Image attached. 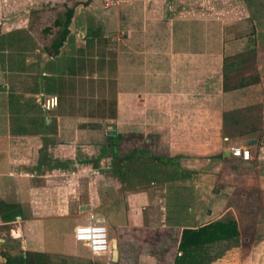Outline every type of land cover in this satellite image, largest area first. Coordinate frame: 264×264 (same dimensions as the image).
<instances>
[{
	"label": "crops",
	"instance_id": "crops-1",
	"mask_svg": "<svg viewBox=\"0 0 264 264\" xmlns=\"http://www.w3.org/2000/svg\"><path fill=\"white\" fill-rule=\"evenodd\" d=\"M202 1L104 8L116 6V23L108 46L93 53L94 71L58 70L60 55H43L36 39L27 69H9L6 55V66L0 61V199L25 211L0 220V249L45 251L72 264H174L184 227L238 221L231 200L250 178L264 194V30L253 16L260 0L222 8ZM76 50L67 60L87 57ZM248 51L258 53V74L236 86L229 71ZM52 95L59 104L49 108ZM257 104L262 116L248 127L241 111ZM235 145L249 147L252 158L232 155ZM134 149L146 151L121 159ZM57 173L66 177L54 179ZM91 212L111 224L110 249L94 254L76 239L71 252L57 247L60 224Z\"/></svg>",
	"mask_w": 264,
	"mask_h": 264
},
{
	"label": "rangeland",
	"instance_id": "rangeland-1",
	"mask_svg": "<svg viewBox=\"0 0 264 264\" xmlns=\"http://www.w3.org/2000/svg\"><path fill=\"white\" fill-rule=\"evenodd\" d=\"M125 1L129 0H0V35L15 30L29 33L33 40H37L39 43L38 46L41 49L42 47L45 48L43 55L48 56L50 52L47 47L51 46L52 41L59 34V27L54 24L55 18L59 14L64 13L68 7H74L75 15L73 33L62 48L60 56L58 57V70L61 68L65 69L66 66L64 67V64H70V68H73L74 65L77 70L81 71L84 70L89 72L93 69L97 70V66H95L97 60L93 58L96 54L93 53H98L99 46L102 48L105 45L108 46V39L110 37L108 34L112 31L111 29L115 27L116 23V6L111 7V9L104 8L112 4L114 5L117 2ZM240 1L242 0H234L235 4L240 3ZM184 2L189 3L194 2V0H175V3L177 4H182ZM202 2L211 5L215 4L214 0H211V3H209L208 0ZM217 3H219L217 6L221 8L226 7L229 4L228 0H219ZM258 6H260L259 13H255L253 16L255 18L257 17L256 20H260V30H264V0H260ZM104 13L108 14L107 18ZM101 15L103 18H106L105 20H107L108 23H105V20L101 18ZM96 26L100 35L98 37H91L89 41H85L87 35L90 34L89 32ZM48 28L50 29L48 30ZM252 32L254 33V31ZM99 43L102 46L99 45ZM75 50L76 53H79V56H84L85 54L87 57H80L75 61L70 62L67 58L70 57ZM245 54L246 58L243 57L241 60L238 58V60H236L238 66L235 68L231 67V70L229 71L234 82H237L239 77L248 73L252 79L258 74L257 72L260 62L258 53L257 55L254 52H250L248 55L247 53ZM58 79L60 78L58 77ZM58 83L56 84L59 86ZM97 104H99L98 101ZM259 107L260 105L257 104L248 112L241 111L248 115V127L250 126V121L257 122L258 118L262 116ZM100 108L101 107L97 105V108L94 109L101 110ZM260 108L263 109L262 107ZM241 112L238 113V116ZM244 142L247 143V140ZM127 146L129 148L130 142L127 143ZM84 148L92 151L96 147L87 145L84 146ZM118 148L119 146L114 145L113 152ZM126 163L128 162L126 161ZM54 176V179L61 180L66 177V174L57 173ZM229 179L231 180L230 177H223V181ZM247 184L249 186L246 189H237L234 194L236 200H231L232 202H235L234 208L236 212L241 213V215L238 214V224L241 229V236L234 240L221 241L214 244L211 248V258L209 259L208 264H264V194H262L255 180H251L250 178L247 180ZM243 190L247 191L245 197L241 195ZM262 201L263 203H261ZM242 213H244V216ZM258 214H261L260 220H256ZM85 215L86 214L83 213L77 218H69L68 222L63 221V223L60 224L59 232L56 234L57 247L68 249L70 252L75 249V228L76 226L87 222ZM49 223L53 224L54 220H49ZM105 224L107 225L109 240L111 241V224L107 220L105 221ZM18 233L19 231L15 234ZM8 234L9 240L11 239L13 242L18 243L11 234L9 227ZM80 245L88 247L85 242H80Z\"/></svg>",
	"mask_w": 264,
	"mask_h": 264
},
{
	"label": "trees",
	"instance_id": "trees-1",
	"mask_svg": "<svg viewBox=\"0 0 264 264\" xmlns=\"http://www.w3.org/2000/svg\"><path fill=\"white\" fill-rule=\"evenodd\" d=\"M74 15L75 8L68 7L64 13L59 14L55 18L54 24L59 27V34L52 41L51 46L47 47L50 55H60L62 48L73 33ZM89 33V39L100 35L97 27L93 28ZM35 49L36 42H34L29 33L15 30L0 35V61L6 66L7 60L5 55L9 56L8 68L11 70L27 69L26 58L29 51H34ZM250 51L242 52L238 55L242 56L244 53L248 54ZM234 65H238V63L234 62ZM249 81H253L250 76L240 77L236 86L248 84L250 83ZM46 89L49 90V87L46 86ZM144 151L146 149L130 150L121 159L130 162L136 152L142 153ZM154 160L162 162L164 160L171 161L173 158L154 155ZM67 164L68 162H58L59 167H66ZM19 215L25 216L24 205L21 202H10L6 199H0V220L12 222ZM15 230L20 229L16 228ZM240 236L241 229L238 221L235 219H218L197 227L186 226L183 229L178 247L180 253H177L174 264H208L211 258V248L214 244L221 241L234 240ZM0 255L5 257V264H72L66 256L54 255L45 251L21 250L19 253L14 254L0 249Z\"/></svg>",
	"mask_w": 264,
	"mask_h": 264
},
{
	"label": "built area",
	"instance_id": "built-area-1",
	"mask_svg": "<svg viewBox=\"0 0 264 264\" xmlns=\"http://www.w3.org/2000/svg\"><path fill=\"white\" fill-rule=\"evenodd\" d=\"M47 101V107L54 108L59 104V97L58 95H52ZM230 152L232 155L244 160H250L252 158V152L249 147L235 145L230 148ZM75 239L77 242L87 243L88 248L94 254H102L110 249V240L105 219L103 216L94 212L89 214L87 222L76 226ZM2 243L3 239L0 236V245Z\"/></svg>",
	"mask_w": 264,
	"mask_h": 264
},
{
	"label": "water",
	"instance_id": "water-1",
	"mask_svg": "<svg viewBox=\"0 0 264 264\" xmlns=\"http://www.w3.org/2000/svg\"><path fill=\"white\" fill-rule=\"evenodd\" d=\"M229 153L230 152H227V154H229ZM18 217L20 218L21 216H18ZM113 260H118V251H117L116 247H115L114 252H113Z\"/></svg>",
	"mask_w": 264,
	"mask_h": 264
}]
</instances>
